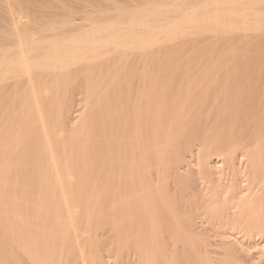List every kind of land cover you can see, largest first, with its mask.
I'll return each mask as SVG.
<instances>
[{
	"label": "bare ground",
	"instance_id": "1",
	"mask_svg": "<svg viewBox=\"0 0 264 264\" xmlns=\"http://www.w3.org/2000/svg\"><path fill=\"white\" fill-rule=\"evenodd\" d=\"M20 2L29 1L1 0L2 4H0L3 5L4 10H1L2 6L0 10L4 12L5 16L0 14V19L4 20L5 18L6 20L4 21L6 24L3 23V26H0V264H119L118 262L121 263V260L123 262V259L126 258V253L127 256L129 255V249H132L131 253H134L132 255L137 256L140 264H154L156 258L167 255L166 253L163 255L160 243L155 240L157 228L161 225L160 222L165 223L161 219L160 222L157 220L158 213L164 215L162 216L164 220L167 216V223L168 220L172 221L176 229L189 222V220L185 221L186 216L185 219L180 215L181 219L177 218L178 214L175 211L176 208L174 209L175 205H173L174 200L171 196L169 197L168 188L163 186V181L160 182V178L164 180L163 177H167L163 174L166 173L165 169L168 168L169 160L172 157L169 158L166 153L172 149V153L176 152V156L173 158L177 161L183 160L187 153L186 159L187 157L190 159H187L189 163L194 158L198 159L200 151L194 152L186 149L187 153L184 154L181 147L176 144H179L177 141L182 132L185 133L184 131L188 129L190 132V127L194 122L198 123L205 117L203 115L200 118L202 110H204L201 109L204 108L201 106H204L205 101H209L211 98H203L202 95L206 94L207 88L214 81L210 83L211 80L206 79L209 75L205 74L206 69L203 71L205 77L198 78L200 83L197 82V84L192 81L176 84L171 82L172 80H168L157 82V84H152V82V85H147L145 80L146 84L140 79V83L138 82L140 86L137 84L139 86L137 89L132 90L129 87L131 90L127 89L126 91L125 88L130 85L128 84L127 87H124L123 95L112 94L111 96L109 94L111 98H107L106 94L107 100L110 99L107 104L109 106L111 104L112 111L106 109L100 116L97 113L99 116L97 118L93 112L95 106L92 108L91 105H96L98 108V105H101L99 102H102L99 101L98 95L102 96V93L104 94L108 88L117 87L122 82L115 81L116 78L121 77V71H119L112 75L110 81L104 78L108 81L106 86L100 88L101 84L96 88L94 85L98 83H95L92 87L96 89H92L91 84L97 82L96 79L99 77L96 78L97 75H93V72L96 73L97 69L101 70L102 67L105 68L115 63H128L132 57L137 58L143 63V66L149 56L169 49L176 43H183V41L188 44L200 39L215 40L216 42V40L219 41L218 39L231 36L232 38L234 36L241 37L239 40H242L245 36L261 34L264 32V11L258 6L264 5V0H154L133 9L114 7L111 15L109 14L107 17L104 11L102 18L100 15H95L94 13L97 12L93 11L94 15L89 13L92 15L78 18L77 23L74 20L62 23L54 22L53 24L46 23L47 21L44 22L45 24H38L32 18L36 8L32 9L31 7L30 9L29 4L24 5ZM39 2L42 3L40 0ZM37 12L39 11L37 10ZM251 38L253 37L251 36ZM198 45L200 46V44ZM201 48L203 47L201 46ZM218 71L217 73H219ZM76 73L81 76V85L84 83L85 88H83L87 91L85 94L88 98L83 99L84 101L81 99L86 104L80 113H74L76 114L74 119L67 122L69 116L67 114L68 111L71 113L70 105L72 106V104L65 102L67 101H64L66 96L62 97L60 95L62 91H59L63 88L62 84L65 83L66 78ZM228 73L229 71L226 74ZM106 75L110 77L109 73ZM215 75L212 73L211 77ZM228 81L229 79L226 80V82ZM59 87L61 88L59 89ZM222 89L219 90L222 91ZM219 90H215L212 98L216 99L220 95ZM119 92L122 93L120 89ZM224 92L222 93L224 94ZM93 94L95 95L92 96ZM225 95L227 96L226 93ZM96 97L97 99H94ZM89 98L91 99L89 100ZM86 100L91 101L88 108L91 106L90 108L93 110L90 108L87 110L88 101ZM93 101H96L95 104ZM137 101L140 102V107H133L131 104L137 103ZM147 101L153 105L151 106L153 109L151 110L154 112L151 111L152 115L146 112L144 104H147ZM238 101L239 99L235 102ZM64 103L69 105L66 113L63 110V106L67 109ZM224 104L225 102L223 106ZM223 106H221L222 110ZM85 108L86 111H84ZM166 108L170 109L167 115L165 114L167 113L165 112ZM262 109L263 113L264 108ZM256 111L259 113L257 109ZM83 112H88L89 115H87L86 121L82 122ZM238 114L241 113L238 112ZM238 114H236L237 117L240 116ZM229 115L231 114H228V118ZM216 116L218 119V115ZM255 122L258 123V119ZM200 124L202 125L201 122ZM263 125L261 122L260 125H253L254 136L245 153L238 152L237 138L246 135L243 133L244 129L241 132L238 130V126V133L235 130L233 132V128L227 129L228 135L219 142L216 152L221 157L220 161L213 160L210 152L203 153V148L204 159H202L205 163L210 164V168L208 164L207 167L208 170L211 169V173L212 171L217 173L220 164H228L233 170H236V174L241 172L244 175V172L247 171L251 178L258 180V182L254 180L252 185L254 182L253 186L256 183L258 185L257 190L254 189L255 192H252L254 187L249 189V185L244 188L242 183L241 188L239 186L240 189H237L238 192L240 191L238 195L229 193V188L227 192L225 191L229 193V196L223 192L222 194L226 197L221 194L220 197L213 194L214 197L212 203H209L208 210L217 224L215 226L219 227L217 228L219 233L212 231L214 233L212 236L220 234L221 239H226L224 243H229L224 246L219 241L220 245L216 247L215 245L218 243L214 245L213 243L216 242L212 243L209 236L210 240L206 237L203 238L204 235H200L202 239L206 238V242L203 240L206 244L203 242L202 245H208L205 248L198 246L200 249H207L211 246L210 244H213V247L219 249H222V246L226 249L227 246L229 249L226 250L230 251L231 243L239 248L237 242H240L241 245V241L238 239L241 237H237L236 234L240 235L241 233L253 238L252 240L259 236L264 242V198H258V193L264 197ZM202 130L204 131V129ZM189 132L188 134H190ZM194 133L197 135L196 131ZM249 133L247 132V135ZM202 138L205 139L204 143L211 141L208 140L209 138ZM210 143L212 144V141ZM174 164L176 162L173 163V166ZM176 166L178 167L179 164ZM239 170L241 171L239 172ZM152 176L155 177L154 181H152ZM243 181L241 180V182ZM245 183L247 182L245 181ZM249 183L251 184V182ZM167 184L170 182L166 183V186ZM236 185H234V192ZM230 194L231 196L234 194L236 197L231 198ZM253 195H257L255 202L251 198ZM227 197H230L231 200ZM107 199L109 202L105 204L104 201ZM196 219H192L190 222L192 223ZM207 220L205 221L207 222ZM197 223L195 224L197 225ZM196 225H193L194 228ZM236 231L238 233L235 234ZM145 232H148L147 236L150 237L147 238V241L145 240L148 250L140 239L141 237L144 241L142 235ZM176 232L178 231L176 230ZM199 233L196 234L199 235ZM179 236L182 240L189 241L190 239L185 232H181ZM202 239H200L201 242ZM207 239L211 242L210 244ZM260 239L258 238V240ZM252 240L248 239L247 241L251 242ZM247 241L245 240L243 243L248 244ZM250 245L247 247H254ZM245 247L243 244V248ZM126 248L129 249L125 253ZM239 249L238 251L236 248L234 250L239 252ZM226 250L223 248L221 253L216 251L219 252V257L225 251L223 256L226 257ZM201 251L204 252V250ZM208 251L211 250L208 249ZM194 252L196 253V251ZM217 252L216 255L212 252L209 255L218 256ZM124 253L125 258L122 257ZM247 254L243 253L245 258L250 260L249 263H245L250 264L251 260L253 263L254 256L247 258ZM217 258H213L211 263L220 261ZM237 259L240 261L241 258ZM166 264L172 263L166 262Z\"/></svg>",
	"mask_w": 264,
	"mask_h": 264
},
{
	"label": "rangeland",
	"instance_id": "2",
	"mask_svg": "<svg viewBox=\"0 0 264 264\" xmlns=\"http://www.w3.org/2000/svg\"><path fill=\"white\" fill-rule=\"evenodd\" d=\"M25 1H29V2H20V3H22V4H24V5H26V3H27V5L29 4V8L31 9V7H32V9L33 8H36V11H35V13L34 14H36V15H32V18L33 19H35V22H37L38 24H45L44 22H46V23H62V22H69V21H74L75 20V22L77 23V19L78 18H83V17H87V16H90V15H92L94 12L93 11H95V12H97V13H94L95 15H100L101 16V18H102V16H103V11L104 12H106V13H104L105 15H106V17L107 16H109V14L111 15V12H112V9L114 8V7H118V8H125V9H133L134 7H138V6H140L141 4H143V3H147V2H150V1H154V0H45V2H44V0H40V1H42V3L41 2H39V0H25ZM145 1V2H144ZM162 1H169V0H162ZM31 2V3H30ZM33 2V3H32ZM36 2V3H35ZM44 2V3H43ZM3 3V2H2ZM1 3V0H0V4H2ZM33 5H34V7H33ZM1 6H2V9L1 10H4V8H3V5H0V8H1ZM37 6V7H36ZM258 8H260L262 11H264V5H260V6H258ZM41 11H40V10ZM0 10V12H2V13H0V14H2V16L3 17H5L4 15H3V11H1ZM37 10L39 11V12H37ZM98 10V11H97ZM99 10H101V11H99ZM37 12V13H36ZM32 13V12H31ZM30 13V14H31ZM89 13H92V14H90L89 15ZM40 14V15H39ZM44 14V15H43ZM93 14V15H94ZM104 15V16H105ZM0 17H1V15H0ZM2 17V18H3ZM36 17V18H35ZM105 17V18H106ZM3 20V19H2ZM1 19H0V26L4 23V25L6 24V22H4V21H6L5 20V18H4V20L2 21ZM3 26V25H2ZM66 29V28H65ZM260 34V33H259ZM258 34V35H259ZM257 34L256 35H250V36H245V37H243L242 38V40H239L241 37H238V36H234L233 38H232V36L231 37H228V38H223V39H218L219 41H217L216 40V42H215V40H209V41H207L208 39H200V40H197V41H194L193 43H195L194 45H193V43L191 44V42H189V44H188V42H184L183 41V43L182 42H179V44L178 43H176V45L174 44L173 46H171L169 49L167 48V49H165V50H162V52L160 53V52H158V53H156V54H153L152 56H149L148 57V59L147 60H145L146 62H144V65L142 66V64L143 63H141L137 58H134V57H132L131 58V60L129 59L128 61H130V62H126L125 64L123 63V62H120L119 64L118 63H115L114 65H111V66H108V67H102L101 68V70H99V69H97V71L99 72H97L96 70V73H94L93 72V75H97V76H95L96 78L98 77V79H96V81L97 82H93L92 84H91V87H92V85H94L95 83H98V84H96V85H94L96 88H97V86H99V85H101V87L100 88H103L104 86H106V82H108V81H110V79H112V75L113 74H115V73H117V72H119V71H121V77L120 78H116V80L115 81H121L122 83H120V85H118L117 87H115V86H112V87H110V88H108L107 89V91H109L108 93H107V91L103 94L102 93V96L101 95H98V94H96V95H98L99 96V98H100V100L99 101H102V102H99V103H101V105H98V108H96L97 106L96 105H91L92 106V108H93V106H95V108H94V111L93 112H95L94 113V116H97V113H99L98 115L100 116V114L101 113H104L103 111H105L106 109H109V110H111L113 107L111 106V104H110V106H109V104H107L108 103V101L110 100V99H108L107 100V98H111V96H112V94H122L123 95V92H125V89H126V91H127V89L128 90H134V89H137V87H139L140 86V79L145 83V81H146V83H147V85H152V84H157V82H164V81H171V82H173V83H176V84H178V83H185V82H188V81H192V82H194L195 84H197V82L198 83H200L199 82V79L201 78V76H203V77H205V74L206 75H208V77L206 78V79H208V81L209 80H211L210 81V83L212 82V81H214V82H212L211 84H210V86L207 88L208 90H207V92H205L206 94H204V95H202V97L203 98H206L207 97V99H209V97L211 98L209 101H205V104H204V106H201V107H204V108H201V109H204V110H202V115L200 116V118L201 117H203V115L205 116V117H203V119H200L199 121H198V123H195L194 122V124H193V126L192 127H190V132L187 130V131H184L185 133H181L180 135H179V138H178V143L179 144H176V141L174 142L176 145H179V147H181L180 149H181V151H182V153H184L185 154V152H186V149H188L189 151H194V152H199V154H198V159L196 160L195 158V161H194V159L193 160H191L192 161V163H191V161H190V163H189V158L187 157V159H189V160H187L186 159V156H187V154L186 155H184V157L185 158H183V160H179V161H177V160H175L173 157H175L176 155V152L175 153H172V149L170 150H168L167 151V156L170 158L171 156V158H170V160H169V164H168V168H167V165H166V168L167 169H165L166 171V173H164L163 175H166L167 177L165 178V177H163L164 178V180L162 179V178H160L159 180H160V182L161 181H163L162 182V184H163V186H165V187H167L166 189H167V193H168V195H169V197L171 196L172 198H173V205H175L174 206V209H175V211H176V213L178 214L177 215V218H180L181 219V217H185L186 218V220L185 221H187L188 222V220H189V222H188V224H190V226H191V224H192V226L190 227V226H188V224L186 225V223H184V225H182L181 227H179L178 229H176L175 227H174V224L172 223V221H170V220H168V223H167V216H165L166 218H165V220L163 219L164 217H162V216H164L163 214H161V213H158V221L161 219L162 221H165V223L163 222H160L161 223V225H159V227L157 228L158 230V232H156L157 234H156V239L155 240H157L159 243H160V245H161V247H162V252H163V255H166V256H162V257H160V258H156L155 259V263L154 264H166V262H170V263H172V264H246L245 262H247V263H249V260H247L246 258H245V255H243V253L244 254H246V253H248L247 254V258H251V257H249V256H254V259H255V261H253V263H252V260L250 261V264H264V242L262 241L263 239L261 238L260 239V237L259 236H257L260 240H258V238L257 237H254V240H252L253 238H249V237H247V236H244L243 234H245V233H241L240 235H237L236 233H238V231H236L235 232V234H236V236L237 237H241V238H238L239 239V241H241V245H242V247H241V245H240V242H237L236 244H237V246H239V248L241 249V248H243V244H244V247L246 246L247 247V245H248V247H249V245L250 244H252L254 247H251L252 248V250H250L251 248H246V250H245V248H243V249H239L238 247H235L236 245H234L233 243H231L233 246H234V249L236 248V250L238 251V249H239V252H237L236 250H234L233 249V246L231 245V249H230V251L233 249V251H229V250H226L227 248L229 249V247H227L226 246V249H225V247H223L222 246V249L224 248V250H226V257H224L223 255H224V253H225V251H223L224 253L219 257V252L221 253L222 251V249H219V248H215V246L217 247H219V241H221V243H223V244H221V245H226L227 243H229V242H225L224 243V240L226 241V239L225 238H222L221 239V237H220V234H218L219 236H217V235H215V236H212V235H214V233H219L218 231H219V229H217V228H219L218 226H215V225H217L216 224V222L212 219V217H211V213H210V211L208 210V208H209V206H210V204L212 203V199H213V197L216 195V196H221V195H223L224 196V194H227V196H229L228 194L229 193H234L235 195L237 194L238 195V193L240 192H238V188H239V186H240V188H241V184L243 183V185H242V187L244 186V188H247V187H249V185H250V187H249V189H251L252 187H254L253 188V190H252V192L254 191L255 192V190L254 189H256V187H257V183H256V185L255 186H253L254 185V183L255 182H258V180H255V179H253V178H251L250 177V175H248L249 173H247V171L246 172H244L245 174L243 175V174H241V170L243 171V169L242 168H240L241 170H239V172H240V174H236V170L234 169L233 170V168H231L228 164H220V166H219V171L217 170V173H215V172H213L212 171V173H214V174H212L210 171H211V169L210 170H208V167L210 168V164L209 163H205L204 161H203V159H204V156H203V154H202V150H203V148H204V151H203V153H205L206 154V152H210V154H212V156H211V158L213 159V160H219L220 161V159H221V157L219 156V154L216 152L217 150V148L219 147L218 145H219V142L221 141V140H223L224 138H226V136L228 135V133L227 132H229L228 130H230V129H232L233 128V132H234V130H235V132L236 133H238L239 131L241 132V131H243V129H244V131L245 132H243V133H246V135L244 136H241V137H239V138H237V141H238V143H237V145H238V152L239 153H245L248 149H249V147H250V145H251V140L253 139V136H254V132H253V125H255V124H259L260 125V122H261V125H263L264 124V112L262 113L261 112V109L262 108H264V106H262V105H264V32H262L259 36H258ZM251 36L253 37V38H251ZM261 36V37H260ZM255 37V38H254ZM230 38H231V40H230ZM251 40H250V39ZM248 41H247V40ZM260 39V40H259ZM205 40H206V42H205ZM246 40V41H245ZM199 41V42H198ZM204 41V42H203ZM254 41V42H253ZM198 42V43H197ZM211 42V43H210ZM214 42V43H213ZM186 45H185V44ZM205 43V44H204ZM181 44V45H180ZM183 44V45H182ZM198 44H200V46L198 45ZM245 44V45H244ZM205 45V46H204ZM201 46L203 47V48H201ZM184 47V48H183ZM210 47V48H209ZM212 47V48H211ZM175 48V49H174ZM196 49V50H195ZM203 49V50H202ZM215 49V50H214ZM217 49V50H216ZM178 50H179V52H178ZM164 51V52H163ZM159 54V55H158ZM210 55V56H209ZM209 56V57H208ZM158 58V59H157ZM134 59H137V60H134ZM165 59H168V60H165ZM132 61H135V62H132ZM140 62V64H139V62ZM161 61V62H160ZM135 63V64H134ZM137 63H138V65H137ZM166 63V64H165ZM156 64V65H155ZM208 64V65H207ZM140 65V66H139ZM174 65H175V67H176V69H175V67H174ZM206 65V66H205ZM138 66V67H137ZM188 66V67H187ZM193 66H195V67H193ZM198 66V67H197ZM204 66H205V68H204ZM207 66H209V67H207ZM232 68H231V67ZM113 69H112V68ZM150 67V68H149ZM184 67H185V69H184ZM207 67V68H206ZM213 69H212V68ZM217 67H219V68H217ZM225 68L226 70L224 71V69L223 68ZM238 67V68H237ZM138 69V71H136V69ZM140 68V69H139ZM202 68V69H201ZM228 68V69H227ZM107 69H108V71H107ZM206 69V71H204ZM208 69V70H207ZM210 69H211V71H210ZM214 69H215V71H214ZM218 69H219V71H218ZM110 70H111V72H110ZM124 70V71H123ZM190 70V71H189ZM201 70H202V72H201ZM221 70V71H220ZM134 73H133V72ZM203 71L205 72V74L203 73ZM209 71V72H208ZM217 71L219 72V73H217ZM229 71V73L228 74H226L227 72ZM125 72V73H124ZM148 72V73H147ZM241 72V73H240ZM243 72V73H242ZM98 73V74H97ZM106 73L108 74H110V77L108 76V75H106ZM112 73V74H111ZM147 73V74H146ZM195 73V74H194ZM201 73H202V75H201ZM208 73V74H207ZM212 73H213V75H215L216 73V75L215 76H213V77H211L212 76ZM222 73H224V74H222ZM78 73H76V74H71L72 76H69V77H67L66 78V80H65V83L64 84H62V87L64 88V90H63V88H61V87H59V89L61 88V90L59 91V92H61L60 93V95L62 96V97H65L66 96V98L64 99V101L65 100H67V101H65V102H67V103H70V104H72V106L70 105V107H72V110H71V113H70V111H68V106H67V104H65L66 105V107H67V109L65 108V106H63L65 109H66V111H65V109L63 108V110H64V112L66 113L67 111L70 113H68L67 114V116L70 118H68L67 117V122L68 121H70L71 119H74L75 118V116H76V114H78V113H80L81 112V110H82V108H83V106L86 104H84L83 103V101L85 100V99H87L86 98V90H84V83L81 85V76L79 75H77ZM124 74V75H123ZM226 74V75H225ZM233 74V75H232ZM108 76V77H106V76ZM150 75V76H149ZM159 75V76H158ZM168 75V76H167ZM199 75H200V77H199ZM224 75V76H223ZM227 75H229L228 76V78H227ZM100 76H102V77H100ZM105 76V77H104ZM166 76V77H165ZM194 76V77H193ZM219 76V77H218ZM191 77H192V79H191ZM196 77V78H195ZM104 78H107L108 79V81H107V79H104ZM194 78L196 79V81L194 80ZM199 78V79H198ZM212 78V79H211ZM228 80L229 79V81L228 82H226V80ZM158 79V80H157ZM214 79V80H213ZM101 80V81H100ZM132 80V81H131ZM145 80V81H144ZM184 80V81H183ZM186 80V81H185ZM198 80V81H197ZM216 80V81H215ZM103 81V82H102ZM148 81V82H147ZM156 81V82H155ZM175 81V82H174ZM178 81V82H177ZM256 81V82H255ZM130 82H133V83H130ZM137 82V83H136ZM139 82V83H138ZM153 82V83H152ZM145 83V84H146ZM152 83V84H151ZM227 83V84H226ZM237 83V84H236ZM128 84H130L129 86H128ZM139 86H138V85ZM218 84V85H217ZM259 84H260V86H259ZM136 85V86H135ZM61 86V85H60ZM66 86V87H65ZM103 86V87H102ZM128 86V87H127ZM221 86V87H220ZM223 86V87H222ZM228 87V89H227V87ZM84 87V88H83ZM91 87L89 86V89H91ZM95 87H92V89L94 88V89H96ZM115 87V88H114ZM124 87H127V88H125L124 89ZM129 87H131V89H129ZM118 88V89H117ZM211 88V89H210ZM213 88V89H212ZM221 88H223L222 89V91H220L219 89H221ZM232 88H234L233 90H232ZM119 89H120V91H122V93H120L119 92ZM121 89H123V90H121ZM156 89V88H155ZM252 89V90H251ZM262 89V90H261ZM114 90V91H113ZM215 90L216 91H220V95L216 98V99H214V98H212L213 97V95L215 94ZM85 91V92H84ZM118 91V92H117ZM214 91V92H213ZM225 91V92H224ZM112 92V93H111ZM222 92H224V94L222 93ZM244 92V93H243ZM63 93V94H62ZM86 93V94H85ZM95 93V92H94ZM225 93L227 94V96L225 95ZM106 94L108 95L107 96V98H106ZM109 94H111V96L109 95ZM222 94H223V98H222ZM245 94V95H244ZM65 95V96H64ZM95 94H93L92 96H94ZM225 95V96H224ZM235 95H236V97H235ZM258 95V96H257ZM88 96V95H87ZM90 96V95H89ZM97 96V97H98ZM229 96V97H228ZM231 96V97H230ZM239 96V97H238ZM84 97V98H83ZM97 97L96 98H94V99H97ZM103 97V98H102ZM227 99H226V98ZM246 97V98H245ZM91 98H93V97H91ZM91 98H89V100L91 99ZM83 101H82V100ZM104 99H105V101H104ZM206 99V100H207ZM212 99H213V101H214V103H213V101H212ZM222 99V100H221ZM237 99H239V101L236 103L235 101H237ZM254 99H255V101H254ZM263 99V100H262ZM80 102H79V101ZM89 100H86V101H88L89 102ZM205 100V99H204ZM220 100V101H219ZM224 100H227V101H224ZM235 100V101H234ZM69 101V102H68ZM97 101V100H96ZM95 101V102H96ZM104 101V102H103ZM149 101V100H148ZM148 101H147V104L145 103L144 104V106H145V109H146V112L148 113H150V115H152V113H154L152 110V107L151 106H153L152 105V103H151V105H150V103H148ZM244 101H246V102H244ZM82 102V103H81ZM87 102V110L91 107H89L88 108V106H89V104H91V101L88 103ZM94 102V101H93ZM92 102V103H93ZM95 102L93 103V104H95ZM131 102H132V100H131ZM218 102H219V104H218ZM225 102V104H226V102H227V105H225L224 104V106H223V103ZM255 102V103H254ZM259 103V105H257L258 103ZM79 103V104H78ZM83 104L81 107H80V105L81 104ZM98 103V101H97V104H99ZM102 103H103V106H102ZM213 103V104H212ZM220 103H222V104H220ZM230 103V104H229ZM233 103V104H232ZM238 103H240L239 105H238ZM247 103V104H246ZM250 103V104H249ZM136 104H138V105H136ZM218 104V105H217ZM131 105H133V107H137V106H139L140 107V102L139 101H137V103L135 102L134 104H131ZM147 105V106H146ZM223 106V110H222V107L221 106ZM236 105V106H235ZM243 105V106H242ZM246 105V106H245ZM220 106V107H219ZM233 106V107H232ZM238 106V107H237ZM248 106V107H247ZM69 107V108H70ZM78 109H77V108ZM148 107H149V109H148ZM212 107V109H210ZM226 107H229V108H226ZM245 107V108H244ZM262 107V108H261ZM92 108H90V109H92ZM219 108V109H218ZM248 109V111H246L247 109ZM76 109V110H75ZM97 109V110H96ZM152 109V110H151ZM200 109V110H201ZM213 109H214V112H213ZM231 109V110H230ZM235 109V110H234ZM236 109H238L237 110V112H236ZM256 109L258 110V112L259 113H256L257 111H256ZM260 109V110H259ZM75 110V111H74ZM93 110V109H92ZM96 110V111H95ZM166 110V111H165ZM164 111L165 112H167V113H165L166 115L168 114V112H170V109L168 108H166ZM207 110V111H206ZM218 110V111H217ZM241 110V111H240ZM251 110V111H250ZM72 111H73V113H72ZM84 111H86V108H85V110ZM102 111V112H101ZM112 111V110H111ZM151 111H152V113H151ZM262 111H263V109H262ZM92 111H91V113H93ZM145 112V114L146 115H148V116H150L149 114H147ZM206 112V113H205ZM217 112V113H216ZM238 112L239 113H241V114H238ZM244 112H246V113H244ZM249 112V113H248ZM261 112V113H260ZM74 113H76V114H74ZM89 113H90V110H89ZM205 113V114H204ZM211 113V114H210ZM233 114L232 115V117H230L231 115H229V118H228V114ZM252 113V114H251ZM73 114H74V116H73ZM218 115V119H217V116L216 115ZM236 114H238V115H240V116H238L237 117V115ZM242 114H243V116H242ZM251 114V115H250ZM259 115V116H256V115ZM87 115H89L88 114V112L87 113H85V112H83L82 113V122H83V120L84 121H86V119H87ZM71 116V117H70ZM99 116H97V118L99 117ZM222 118L221 120H220V117ZM227 116V117H226ZM211 117V118H210ZM216 119H215V118ZM226 118H227V120H226ZM230 118H231V120H230ZM245 118V119H244ZM248 118V119H247ZM263 118V119H262ZM212 119H213V121H212ZM237 119V120H236ZM258 119V123L257 122H255V120H257ZM204 122H202V121ZM216 120V121H215ZM219 120H220V124H219ZM223 120V121H222ZM234 120V121H233ZM259 120H260V122H259ZM66 121V120H65ZM210 121H212L211 123H210ZM218 121V122H217ZM222 121V122H221ZM225 121H226V123H225ZM229 121V122H228ZM236 121V122H235ZM81 122V123H82ZM200 122L202 123V125L200 124ZM208 122V123H207ZM216 122V123H215ZM232 122V123H231ZM210 123V124H209ZM223 123H225L224 125H223ZM235 123H236V125H235ZM245 123V124H244ZM196 124V125H195ZM207 124V125H206ZM216 124V125H215ZM209 125H210V128H209ZM214 125V126H213ZM218 125H219V127H218ZM231 125V126H230ZM195 126V127H194ZM201 126V127H200ZM225 126V127H224ZM229 126V127H228ZM237 126H238V130H237ZM244 128H243V127ZM264 126V125H263ZM207 127V128H206ZM212 127H213V129H212ZM227 127V128H226ZM231 127V128H230ZM249 127V128H248ZM199 128H200V131H199ZM204 129V131L202 130V129ZM206 128V129H205ZM215 128V129H214ZM216 128H218V129H216ZM223 128V129H222ZM236 128V129H235ZM194 129V130H193ZM208 129V130H207ZM211 129V130H210ZM223 131H222V130ZM228 129V130H227ZM202 130V131H201ZM216 130V131H215ZM194 131H196L197 132V135H196V133H194ZM208 131H209V133H208ZM211 131H213V132H211ZM216 132V134H214L215 132ZM188 132L191 134V136H190V134H188ZM203 132V133H202ZM220 132V133H219ZM247 132L249 133V135H247ZM186 133H187V135H186ZM194 133V135L192 136V134ZM199 133V134H198ZM200 133H202V134H200ZM218 133V134H217ZM206 134V135H205ZM189 135V136H188ZM208 135V136H207ZM210 135V136H209ZM224 135H225V137H224ZM183 136H185V137H183ZM195 136V137H194ZM204 137V138H206V139H208V140H211L212 141V144L210 143V142H208V143H204V141L203 140H205V139H203L202 137ZM212 136H214L215 137V140H213L214 139V137H212ZM247 136V137H246ZM249 136V137H248ZM182 137V138H181ZM187 137V138H186ZM189 137V138H188ZM202 139H201V138ZM191 138V139H190ZM221 138V139H220ZM185 140V141H183V140ZM189 139H190V141H189ZM196 140V141H195ZM201 140V141H200ZM187 141H189V142H187ZM192 141H193V143H192ZM203 141V142H202ZM214 141V142H213ZM248 141H249V143H248ZM184 142V143H183ZM248 143V144H247ZM181 144H182V146H181ZM200 144H204L203 146L202 145H200ZM207 146H206V145ZM210 144V145H209ZM250 144V145H249ZM194 145H195V147H194ZM213 145H215V146H213ZM184 146V147H183ZM197 146V147H196ZM202 146V147H201ZM205 146H206V148H205ZM211 146H212V148H211ZM186 147V148H185ZM248 147V148H247ZM191 148H192V150H191ZM200 148H202V149H200ZM179 149V150H180ZM184 149H185V151H184ZM209 149H211V151H209ZM215 151H214V150ZM188 151V152H189ZM244 151V152H243ZM171 155H170V154ZM178 153V152H177ZM207 153V154H208ZM174 154V155H173ZM202 155V156H201ZM173 158V159H172ZM197 158V157H196ZM203 158V159H202ZM185 160V161H184ZM199 160H200V162H199ZM96 161H98V160H96ZM99 161H101L100 159H99ZM176 162V164H179V166L177 167L176 166V164H174V166H173V163H175ZM179 162V163H178ZM199 162V163H198ZM99 163V162H98ZM95 164H96V162H95ZM207 164H208V167H207ZM172 166V167H171ZM205 166V167H204ZM224 166H225V168H224ZM207 167V168H206ZM173 168H174V170H173ZM177 168V169H176ZM183 170H182V169ZM193 168V169H192ZM195 168V169H194ZM221 168V169H220ZM224 168V169H223ZM201 169V170H200ZM227 169V171H225ZM229 169V170H228ZM176 170V171H175ZM179 170V171H178ZM196 170H198V171H196ZM232 170V171H231ZM247 170V169H246ZM170 171H172V172H170ZM175 171V172H174ZM202 171V172H201ZM225 171V172H224ZM245 171V170H244ZM195 172H197V173H195ZM221 172V173H220ZM227 172V173H226ZM228 172H229V174H228ZM231 172V173H230ZM207 173H208V175H207ZM218 173H220V174H218ZM170 174H173V175H170ZM219 176V178H218V176ZM211 175V176H210ZM232 175V176H231ZM244 177H243V176ZM171 176V177H170ZM220 176H221V178H220ZM238 176V177H237ZM243 178H242V177ZM215 177V178H214ZM231 177V178H230ZM212 178V179H211ZM241 178V179H240ZM166 179V180H165ZM196 179V180H195ZM211 179V180H210ZM252 179V181H250ZM155 180V177L154 176H152V181H154ZM195 180V181H194ZM216 180V181H215ZM228 180V181H227ZM241 180L243 181V182H241ZM255 180V182L253 183V185H252V182ZM173 181V182H172ZM212 181H214V182H212ZM218 181V182H217ZM239 181V182H238ZM245 181L247 182V183H245ZM164 182H166V183H169L170 182V184H167V186H166V183H164ZM212 182V183H211ZM249 182H251V184L249 183ZM191 183V184H190ZM198 183V184H197ZM216 183H218V184H216ZM240 184V185H236V184ZM201 184V185H200ZM206 184V185H205ZM228 184H229V186H228ZM169 185V186H168ZM180 185V186H179ZM197 185V186H196ZM209 185V186H208ZM213 185H214V187H213ZM234 185H236L235 187H236V191H237V193H235L234 192ZM246 185H248V186H246ZM172 186H173V188H172ZM179 186V187H178ZM217 186V187H216ZM219 186V187H218ZM171 187V188H170ZM191 187V188H190ZM196 188V190H195V188ZM204 187V188H203ZM207 187V188H206ZM209 187V188H208ZM177 188H179V189H177ZM200 188V189H199ZM206 188V189H205ZM221 188H223V189H221ZM226 188V189H225ZM229 188V189H228ZM239 188V189H240ZM205 189V190H204ZM208 189H209V191L212 193H210L209 191H208ZM218 189H220V190H218ZM227 189H228V191H229V193H226L227 192ZM248 189V190H249ZM218 190V191H217ZM257 190V189H256ZM182 191V192H181ZM199 191V192H198ZM218 192V193H216V192ZM226 191V192H225ZM232 191V192H231ZM249 191H251V190H249ZM214 192V193H213ZM221 192V193H220ZM222 192L224 193V194H222ZM172 193V194H171ZM191 195V196H189V195ZM194 194V195H193ZM207 194H208V196H207ZM213 194H214V196H213ZM221 194V195H220ZM234 194L231 196V194H230V196H231V198H233L234 197ZM259 194V199H262V198H264L263 197V195L261 194V193H258ZM173 195V196H172ZM200 195V196H199ZM176 196V197H175ZM195 196V197H194ZM198 196V197H197ZM253 196H254V198H253ZM251 198H252V201L254 200V202L257 200V195L255 196V195H253ZM187 197V198H186ZM189 197V198H188ZM201 197V198H200ZM207 199H206V198ZM224 197H226V195L224 196ZM236 197V196H235ZM234 197V198H235ZM171 198V199H172ZM186 198V199H185ZM190 198H192V199H190ZM199 198V199H198ZM217 198V197H216ZM228 199H230L231 200V198L230 197H227ZM226 198V199H227ZM200 199H202V200H200ZM209 199V200H208ZM227 199V200H228ZM193 200H194V202H193ZM197 200V201H196ZM208 201H210V202H208ZM104 202H106L105 204H108L107 202H109V199H107V201H104ZM183 202V203H182ZM185 202V203H184ZM201 202V203H200ZM208 202V203H207ZM210 203V204H209ZM233 203H235V202H233ZM205 204V205H204ZM198 206H199V208H198ZM204 206H205V208H204ZM193 207V208H192ZM192 208V209H191ZM184 210V211H183ZM198 210V211H197ZM208 211V212H207ZM199 212V213H198ZM194 213V214H193ZM205 213V214H204ZM201 214H203V215H201ZM181 217H180V216ZM192 215V216H191ZM196 215H198L197 217H196ZM206 215V216H205ZM209 215V216H208ZM209 217V219H208V217ZM190 217V218H189ZM192 217V218H191ZM198 217H199V219L201 218V220H199L198 219ZM204 217V218H203ZM184 218V219H185ZM188 218V219H187ZM197 218V219H196ZM192 219H196V220H198V221H196V220H193L194 222H190ZM202 219H203V221H202ZM208 219V220H207ZM205 220H207V222L205 221ZM211 220V221H210ZM158 222V223H159ZM171 222V223H170ZM198 222V223H197ZM203 222V223H202ZM206 222V223H205ZM213 222V223H212ZM159 223V224H160ZM195 223H197V225L195 224ZM200 223V224H199ZM164 224V225H163ZM170 224V225H169ZM202 224V225H201ZM193 225H196L195 226V228H194V226ZM171 226V227H170ZM197 226H201L200 228L199 227H197ZM202 226H203V228H202ZM212 227V228H211ZM169 228V229H168ZM197 228H199V229H197ZM160 229V230H159ZM188 229H190V230H188ZM194 229H195V231H194ZM201 229V230H200ZM206 229V230H205ZM213 229V230H212ZM176 230L178 231V232H176ZM200 231V233H199V231ZM218 230V231H217ZM163 231V232H162ZM198 231V232H197ZM202 231V232H201ZM205 231V232H204ZM214 233H213V232ZM216 231V232H215ZM165 232V233H164ZM181 232H185L186 234H188L189 235V241L188 240H182L181 239V237L179 236V234L181 233ZM220 232H221V230H220ZM174 233H175V235H174ZM177 233V234H176ZM196 233H199V235L198 234H196ZM208 233V234H207ZM148 232H145V233H143V235H142V237L144 238V241H143V239L140 237V239H141V242L143 243V245H145L144 247H147V250L149 249L148 248V246L145 244L146 243V241H147V238H148ZM150 235V234H149ZM193 235V236H192ZM200 235H204L203 236V238L204 237H206V238H211V240H210V238H209V240L213 243V242H216V243H213L214 245L215 244H217L218 243V245H215L214 247L212 246L213 244H210L211 242L207 239V241L209 242V244L213 247L212 249H213V251H212V249H211V246H209V248H207V249H204L205 248V246H208V245H205V246H203L202 245V243L204 242L203 240H205V242H206V238L205 239H202L201 238V236ZM213 237V240H212V237ZM242 235V236H241ZM141 236V235H140ZM159 236V237H158ZM170 236V237H169ZM209 236V237H208ZM166 237V238H165ZM220 237V238H219ZM244 237V238H243ZM150 238V237H149ZM148 238V239H149ZM158 238V239H157ZM180 239V240H179ZM195 239V240H194ZM199 239V241H197ZM200 239H202V242H201V240ZM243 241H242V240ZM247 241L248 239H251L252 241V243L251 242H249V241H247V243L248 244H245V243H243V242H245V240ZM146 240V241H145ZM170 240V241H169ZM216 240V241H215ZM256 240H257V242H256ZM180 241V242H179ZM182 241H183V243H182ZM186 241H188V242H186ZM255 241V242H254ZM261 241V242H260ZM170 242V243H169ZM200 242H201V244H200ZM204 242V243H205ZM258 242H260V244H258ZM263 242V243H262ZM176 243V244H175ZM182 243V244H181ZM206 244V243H205ZM258 244V245H257ZM202 245V246H201ZM252 245H250V246H252ZM201 248V247H204L203 249H200L199 247ZM256 246V247H255ZM179 247V248H178ZM183 247V248H182ZM221 247V246H220ZM238 248V249H237ZM127 249H129V248H126V250H125V253H126V251H127ZM182 249V250H181ZM200 249V250H199ZM208 249H210L211 251H208L207 252V250ZM171 250V251H170ZM201 250H204V252H202ZM219 251V252H217V251ZM242 250H243V253H242ZM244 250H245V252H244ZM129 251V252H128ZM127 252L129 253V255L127 256V253H126V255H125V253L122 255V257L123 258H125L124 257V255L126 256V258L125 259H123V262H125L124 264H140L139 263V261L137 260L138 258H137V256L136 255H132V254H134V253H131V252H133L132 251V249H129ZM194 251H196V253L194 252ZM215 251V252H214ZM234 251H236V252H234ZM241 251V252H240ZM247 251V252H246ZM124 252V251H123ZM172 252V253H171ZM183 252V253H182ZM208 253V254H206V253ZM210 252H212V253H215V255H216V252H217V255L218 256H215V255H213V254H211V255H209V253ZM253 253L254 252V254H251V253ZM166 253V254H165ZM195 253V254H194ZM232 253H234L233 254V258H232ZM174 254V255H173ZM198 254H200V255H197ZM237 254V255H236ZM249 254H251V255H249ZM256 254V255H255ZM133 257H132V256ZM208 255V256H207ZM229 256H231V257H229ZM244 256V257H243ZM256 256V257H255ZM128 257V258H127ZM166 257V258H165ZM218 257V258H217ZM134 258V259H133ZM172 258V259H171ZM213 258H217V259H220V261H216V262H214V263H211V260L213 259ZM232 258V259H231ZM237 258H241L240 259V261L237 259ZM243 258H245V260L243 261ZM136 259V260H135ZM163 259V260H162ZM204 259V260H203ZM207 259V260H206ZM253 259V260H254ZM257 259V260H256ZM161 260V261H160ZM177 260V261H176ZM127 261V262H126ZM123 262H122V260H121V263L123 264ZM202 262V263H201ZM119 264H121L120 262H118Z\"/></svg>",
	"mask_w": 264,
	"mask_h": 264
}]
</instances>
